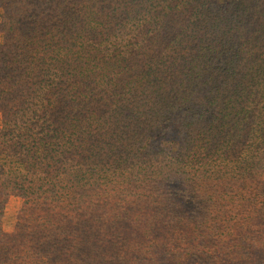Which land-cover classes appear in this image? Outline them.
I'll return each mask as SVG.
<instances>
[{
	"label": "trees",
	"instance_id": "16d2710c",
	"mask_svg": "<svg viewBox=\"0 0 264 264\" xmlns=\"http://www.w3.org/2000/svg\"><path fill=\"white\" fill-rule=\"evenodd\" d=\"M0 8L18 27L0 41V71L12 82L0 91V205L4 214L21 199L16 224L30 237L20 243L36 264L42 253L48 264L51 253L71 263L133 213L154 242L174 226L159 193L177 175L203 190L196 172L209 178L234 161L236 180L264 183V0Z\"/></svg>",
	"mask_w": 264,
	"mask_h": 264
},
{
	"label": "rangeland",
	"instance_id": "374dc122",
	"mask_svg": "<svg viewBox=\"0 0 264 264\" xmlns=\"http://www.w3.org/2000/svg\"><path fill=\"white\" fill-rule=\"evenodd\" d=\"M0 19V41L4 34H17L16 24L3 17ZM3 87H12V82L9 77L4 79L0 71V91ZM1 117L0 100V125ZM222 161L217 159L213 163ZM233 165L234 161L231 168L226 165L210 169L213 173L207 172L209 178L205 173L196 172L194 178L207 182L203 190L188 187L182 174L175 177L173 186L164 187L160 197L173 206L176 218L174 226L163 231L154 242L142 238L138 224L132 221L133 213L128 220L123 216L122 220L114 222L91 252H73L71 263L66 261L68 256L51 253L53 262L50 264H264V213L258 216L259 209H264V189L258 185L264 183L257 184L249 177L245 183L236 180L240 172ZM261 179L264 181V172ZM130 195L123 194L124 201L120 203L132 200ZM119 196L111 203L117 204ZM20 206L18 197L10 199L4 214L0 205V264H36L28 257L29 250H24L25 245L20 243L30 237L16 224ZM110 241L113 244H109ZM5 246L14 250L6 253ZM87 246L88 249L93 247L92 244ZM230 250L237 252L228 253ZM40 255L41 264H48L47 255ZM178 256L181 258H176Z\"/></svg>",
	"mask_w": 264,
	"mask_h": 264
}]
</instances>
